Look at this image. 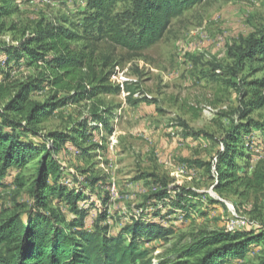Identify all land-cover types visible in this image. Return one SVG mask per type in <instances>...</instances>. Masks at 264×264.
I'll return each instance as SVG.
<instances>
[{
	"label": "trees",
	"instance_id": "16d2710c",
	"mask_svg": "<svg viewBox=\"0 0 264 264\" xmlns=\"http://www.w3.org/2000/svg\"><path fill=\"white\" fill-rule=\"evenodd\" d=\"M203 0H84L82 35L61 25L40 24L33 32L21 31L16 46H0V264H151L150 244H166L175 236L177 219H188L201 195L165 182L153 184L154 193L130 219L110 216L109 191L103 179L89 170L71 174L59 161L62 150H71L84 163L101 149L88 143L98 125L108 128L109 109H96L100 95L111 93L108 73L96 72L86 41H106L128 53H139L164 37L171 20L181 17ZM127 3V9L114 8ZM16 0H0V30L18 14ZM67 21H63L66 23ZM15 23H9V30ZM240 62L264 64V35L237 48ZM34 69L36 77L14 80L15 67ZM107 65H104L106 68ZM235 86V85H234ZM253 110L264 106V79L249 83ZM48 92L42 102L34 99ZM89 103V112L69 133L44 132L42 126L54 112L66 106ZM251 111V112H252ZM246 112L241 117L246 116ZM245 119V118H244ZM264 148V121L254 124ZM249 123L232 127L212 166L213 190L244 195L262 191L264 167L255 165L251 176L240 172L235 159L248 162L249 145L243 133ZM94 153H91V152ZM36 162L27 192V203H15L14 211L2 203V192L19 179L12 176ZM100 189V190H98ZM126 220L119 226L117 222ZM262 246V247H260ZM262 248L256 264H264V232L199 230L182 247L174 264H239L251 249ZM162 264V263H161ZM165 264V263H163Z\"/></svg>",
	"mask_w": 264,
	"mask_h": 264
},
{
	"label": "rangeland",
	"instance_id": "374dc122",
	"mask_svg": "<svg viewBox=\"0 0 264 264\" xmlns=\"http://www.w3.org/2000/svg\"><path fill=\"white\" fill-rule=\"evenodd\" d=\"M18 14L0 30V46H16L21 31L33 32L40 24L53 23L82 35L84 0H16ZM127 9L118 4L114 13ZM15 29L9 30V23ZM63 21H67L63 23ZM264 35V0H203L174 18L162 38L151 48L128 53L106 41L88 45L96 72L108 73L111 93L100 95L96 109H109L108 128L98 125L88 143L101 149L86 161L77 160L71 150H62L59 161L71 173H96L106 184L111 200L109 215L130 219L146 205L154 185L165 182L201 195L188 219L179 218L175 236L166 244L157 242L148 259L151 264L181 261V250L199 230L234 229L264 232V187L244 195L213 190L214 165L222 152V139L235 126L249 123L251 134L243 133L249 145V161L235 159L240 172L251 176L258 163L264 167V148L259 144L255 123L264 121V106L251 110L254 96L249 83L264 79V64L240 62L242 50L251 40ZM104 65H107L104 68ZM14 80L36 77L34 69L15 67ZM235 85V86H234ZM264 96V88H259ZM48 92L34 96L44 101ZM252 111V112H251ZM89 112V103L56 110L42 126L44 132L69 133ZM246 112V116L241 114ZM245 118V119H244ZM91 153H94L93 151ZM36 172V162L12 176L13 184L2 192V203L10 213L15 203H27V192ZM100 190V189H98ZM114 215V214H113ZM121 219L117 226L125 222ZM234 231V230H233ZM228 232V231H227ZM262 247V246H260ZM262 248L251 249L239 264H256Z\"/></svg>",
	"mask_w": 264,
	"mask_h": 264
},
{
	"label": "built area",
	"instance_id": "2783aa9c",
	"mask_svg": "<svg viewBox=\"0 0 264 264\" xmlns=\"http://www.w3.org/2000/svg\"><path fill=\"white\" fill-rule=\"evenodd\" d=\"M234 227H235V223L232 222V223L230 224V226L227 228V231H228V232H232L233 230L235 231L236 229H234Z\"/></svg>",
	"mask_w": 264,
	"mask_h": 264
}]
</instances>
